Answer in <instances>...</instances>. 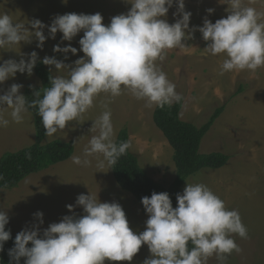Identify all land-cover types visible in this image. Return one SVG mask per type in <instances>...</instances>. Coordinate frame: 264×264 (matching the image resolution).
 <instances>
[{
    "label": "clouds",
    "instance_id": "obj_1",
    "mask_svg": "<svg viewBox=\"0 0 264 264\" xmlns=\"http://www.w3.org/2000/svg\"><path fill=\"white\" fill-rule=\"evenodd\" d=\"M7 3V0H4ZM66 3V0H64ZM131 7L127 13L111 18L108 25L103 16L95 14L66 13L56 15L44 34L46 25L39 19L17 22L5 10H0V53L19 46V60H4L0 56V85L14 78L17 73L31 76L38 60V53H21L22 44L36 41L42 50L48 38L55 39L62 33L61 41H72L83 32L78 41L83 57L66 64L55 56H45L43 65L54 67L55 72L66 75L49 76L48 87L33 90L32 99L21 93L22 84L13 83L0 94V128L11 122L22 124L29 109H36L46 137L64 130L72 121L94 107L101 94L108 99L104 111L93 122L98 128L83 157L74 155L72 162L81 167L91 164L89 157L98 159L97 167L112 168L118 159L132 147L130 141L115 142L112 112L113 98L130 94L145 102V107L165 108L183 99L176 85L157 63L166 59L168 50L187 48L186 41L199 31L207 42L205 51L213 56L223 55L219 75L226 72L264 67V11L250 6L256 0H224L228 5L226 18L214 23L204 18L200 27H189L191 13L185 11L184 0H126ZM175 3L169 23L167 14ZM2 8L4 9L3 5ZM214 10L207 9L211 14ZM77 48L70 44L53 47V52L75 55ZM14 52V51H12ZM50 67V71H51ZM2 91V90H0ZM10 110V111H9ZM148 216L145 230L134 232L122 206L117 202H101L98 195L80 194L75 205H66L71 215L41 230L43 213L36 212L38 223L25 227L15 235L14 246L8 250L10 264H105V261L131 262L142 245L151 255L143 264H207L215 256L220 264L227 257L242 249L234 235L248 238V230L240 213L229 209L225 202L203 183H186L182 194H176L173 207L167 192H153L141 198ZM75 206L83 209L77 216ZM9 217L0 210V251L11 238L6 230ZM31 245L30 247L28 245Z\"/></svg>",
    "mask_w": 264,
    "mask_h": 264
},
{
    "label": "rangeland",
    "instance_id": "obj_2",
    "mask_svg": "<svg viewBox=\"0 0 264 264\" xmlns=\"http://www.w3.org/2000/svg\"><path fill=\"white\" fill-rule=\"evenodd\" d=\"M224 0H184L185 11L191 13L189 27H200L204 18L211 22L226 18L228 5ZM2 5L4 9L2 8ZM250 6L264 11V0H256ZM131 5L126 0H0V10L8 12L15 21L27 23L28 20L39 19L46 25L44 34L56 15L66 13L95 14L103 16L102 23L108 25L112 17L127 13ZM214 11L209 14L207 9ZM175 3L167 14L168 22L174 23L179 18L173 16ZM83 32L78 33L72 41H61L62 33L57 32L55 39L48 38L42 50L36 47V41L22 44L21 53L32 51L38 53V59L55 56L66 64H72L83 57L78 41ZM68 46L77 48L75 55L53 52V47ZM207 42L201 33L195 31L193 39L186 41L187 48L168 50L166 59L157 62L167 74L168 79L176 85V91L183 97L179 118L196 126L205 123L213 111L224 106L220 115L201 139L199 152H222L229 156L227 162L219 168H202L188 176L179 188L182 194L186 183H203L218 195L231 209L239 211L243 224L248 230V238L242 239L234 235V240L242 249L227 257L225 264H264V67L255 72L232 71L219 75L220 66L225 59L223 55L213 56L205 51ZM14 51V52H12ZM12 51L2 52L4 60H19V46ZM17 52V53H15ZM49 68L51 66H48ZM54 75H66V72H55ZM22 84L21 93L26 84L39 85L34 74L17 73L14 78L0 85V94L13 84ZM241 85V87L239 86ZM240 92L233 95L235 91ZM108 97L101 94L94 101V107L83 114L82 118L70 122L64 130L52 137H46L42 143L52 139H65L74 142V151L70 158L50 165L38 172L24 177L17 186L11 189H0V210H5L9 217L11 233L15 235L25 227L38 223L34 213H43L41 230L49 224L60 222L65 215H71L66 205H75L80 194L98 195L101 202L119 203L127 217L130 228L134 232L145 230L148 216L130 193L119 188L111 174V169L97 167L98 159L89 157L91 164L81 167L72 162L74 155L83 157L84 149L90 139L98 135V128L93 122L104 111L103 104ZM115 137L123 127L128 130L129 149L137 158L139 165L154 180L168 186L175 176L172 160L173 150L161 131L152 120L154 108L145 107V102L136 100L130 94L113 98L109 104ZM10 111V110H9ZM0 128V156L8 151H17L27 147L34 141L35 130L33 117L28 112L22 124L11 122ZM114 137V139H115ZM77 216L83 215V209L75 206ZM151 255L146 245H142L131 262L119 261L105 264H143ZM207 264H220L215 256L209 258Z\"/></svg>",
    "mask_w": 264,
    "mask_h": 264
},
{
    "label": "trees",
    "instance_id": "obj_3",
    "mask_svg": "<svg viewBox=\"0 0 264 264\" xmlns=\"http://www.w3.org/2000/svg\"><path fill=\"white\" fill-rule=\"evenodd\" d=\"M40 61L42 59L37 60L33 69L40 84H26L22 93L29 100L33 98V90L50 86L49 76L54 75L52 70L50 71V68ZM239 86L241 87V85ZM239 92L240 90L235 91L233 95ZM181 105L182 101L174 103L171 107L154 108L152 113L155 126L161 131L173 150L172 160L175 166V176L168 186H164L150 177L139 165L137 156L130 150L110 168L115 183L121 190L130 193L143 210L141 198L150 197L153 192H167L173 207H176V194L179 193L180 186L188 176L202 168H219L229 159L227 154L219 151L199 152L202 137L220 115L224 106L217 107L205 123L196 126L179 118ZM29 113L33 117L34 141L27 147L14 152L8 151L0 156V189H11L17 186L27 175L70 158L74 151L72 140L56 138L42 143L45 135L40 117L36 114V109H29ZM128 140V130L123 127L118 131L115 142L119 144ZM6 230H10L9 225H6ZM14 239L15 237L11 233V238L4 243V250L0 251V264H10L8 250L14 246ZM20 264H24V258H21Z\"/></svg>",
    "mask_w": 264,
    "mask_h": 264
}]
</instances>
